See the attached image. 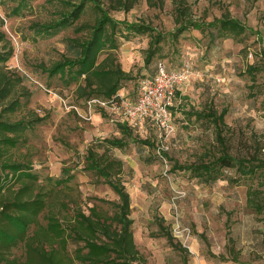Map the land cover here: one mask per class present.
Masks as SVG:
<instances>
[{"label":"rangeland","instance_id":"rangeland-1","mask_svg":"<svg viewBox=\"0 0 264 264\" xmlns=\"http://www.w3.org/2000/svg\"><path fill=\"white\" fill-rule=\"evenodd\" d=\"M179 2L137 0L128 13L111 12L120 21L153 30L152 35L122 42L115 52L122 69L137 78L122 91L126 98H136L140 81L153 76L159 63L189 70V79L181 86L188 99L173 110L177 131L167 141L164 162L151 123L128 136L111 122L110 110L95 106L89 122L68 110L77 106L85 111L88 101L79 98L77 85L67 86L60 76L50 78L44 69L64 56L76 57L77 50L68 41L78 36L72 29L53 36L37 31V24L61 16L63 0H0L1 32L7 37L0 51L3 46L14 49L6 68L19 75L31 93L27 109L13 119H44L27 133L25 145L11 154L17 160L27 155L43 176L63 181L57 199L71 210L78 207L88 213L98 206L112 211L106 202H119V197L104 179L84 171L85 158L97 143L124 137L127 146L112 153L125 162L121 179L131 196L134 238L148 264H182L180 252L160 236L161 218L181 244L174 229L188 228L191 238L200 241L201 254L211 260L235 257L237 264H264V0H185L187 20L210 25L228 15L241 22L246 27L241 43L213 42L209 27L204 33L185 32L174 41ZM153 35L163 37L162 50L146 64ZM212 110L217 116L225 114L223 125L187 114ZM220 132L229 154L248 169L255 167V173L226 169L220 180L207 183L190 170L178 169L217 160L225 149L218 141Z\"/></svg>","mask_w":264,"mask_h":264},{"label":"trees","instance_id":"trees-1","mask_svg":"<svg viewBox=\"0 0 264 264\" xmlns=\"http://www.w3.org/2000/svg\"><path fill=\"white\" fill-rule=\"evenodd\" d=\"M76 1L63 0L64 8L57 20L37 24L39 33L53 36L72 29L78 36L68 41L77 50L76 57L64 56L44 71L50 78H64L67 86L77 85L81 99L101 100L107 107L119 104L122 99H128L122 91L137 78L122 69L115 52L122 42L151 34L153 30L145 25L127 24L111 15L112 11L130 12L137 0ZM177 4L179 27L173 33L174 41L185 32L204 33L213 28L210 32L213 42L226 39L242 42L246 27L241 22L228 15L210 25L190 21L186 19L189 9L185 0ZM85 17L88 19L84 21ZM2 24L0 19V45H4L7 38L1 32ZM154 38L146 52V64L162 50L163 37ZM13 56L14 49L3 46L0 51V264H148L134 238L131 196L121 179L125 162L112 153L114 149L124 150L127 146L124 137L97 143L85 158L84 171L104 179L119 197V202H106L111 204L112 211L98 206L89 208L88 213L78 207L71 210L66 202L57 199L58 187L63 181L55 182L43 176L27 155L17 160L11 154L25 145L28 132L44 122L38 116L28 120L13 119L27 109L31 98V93L23 87L24 80L6 68ZM199 117L211 118L216 127L225 123V114L217 116L213 110ZM119 127L128 136L139 129L127 123ZM217 137L225 147L217 160L178 169L190 170L207 183L220 180L226 169L237 167L242 175L255 173V167L248 169L241 159L229 154L221 132ZM100 149H104L103 152ZM60 212L63 218L59 217ZM165 223L162 218L158 220L160 236L180 252L182 264H189L190 253L176 242Z\"/></svg>","mask_w":264,"mask_h":264},{"label":"built area","instance_id":"built-area-1","mask_svg":"<svg viewBox=\"0 0 264 264\" xmlns=\"http://www.w3.org/2000/svg\"><path fill=\"white\" fill-rule=\"evenodd\" d=\"M188 79L187 68L167 69L164 65H159L153 76L140 81L133 101L122 99L119 104L107 107L101 100H90L86 103L85 111L77 106H70L68 110L74 111L82 120L89 122L93 118L94 107L100 106L111 111V122L127 121L134 128H140L147 122L151 123L158 139V154L166 162L164 154L169 150L167 141L177 131L172 113L176 93ZM174 234L182 240V245L189 249L191 231L177 225Z\"/></svg>","mask_w":264,"mask_h":264},{"label":"crops","instance_id":"crops-1","mask_svg":"<svg viewBox=\"0 0 264 264\" xmlns=\"http://www.w3.org/2000/svg\"><path fill=\"white\" fill-rule=\"evenodd\" d=\"M164 66L168 69H174V68H169L165 63H164ZM156 73V72H155ZM187 90L186 88L184 87H180L178 89V92H177V95H176V99H175V103H174V107H173V110L177 107V111L179 109V106L181 105V101H185L188 99V96H187ZM123 95V94H122ZM107 111V109H106ZM174 113V112H173ZM189 116H194L196 115L197 118H200L199 115L202 114L201 112L198 114V113H195V114H190V113H187ZM109 115V114H108ZM174 115V114H173ZM127 123L128 125H130L127 121H120V122H117V126L119 125H123ZM148 123V122H147ZM143 124L139 129H134L133 131L135 130H141V129H144L146 127V124ZM188 252L190 253V260H189V264H237V259L234 257L233 261L229 260V261H226L225 258H222V262H216L214 260H211L210 258H207L206 256L202 255L201 254V246H200V241H198L197 238L195 239H190V244H189V249H187ZM227 259H229L228 257H226Z\"/></svg>","mask_w":264,"mask_h":264}]
</instances>
